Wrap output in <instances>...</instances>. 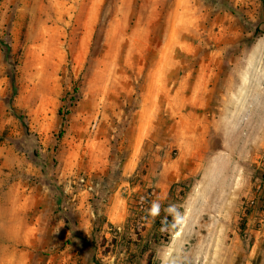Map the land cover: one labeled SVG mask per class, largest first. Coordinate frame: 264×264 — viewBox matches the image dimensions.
Returning <instances> with one entry per match:
<instances>
[{
    "label": "rangeland",
    "instance_id": "374dc122",
    "mask_svg": "<svg viewBox=\"0 0 264 264\" xmlns=\"http://www.w3.org/2000/svg\"><path fill=\"white\" fill-rule=\"evenodd\" d=\"M0 264H264V0H0Z\"/></svg>",
    "mask_w": 264,
    "mask_h": 264
},
{
    "label": "trees",
    "instance_id": "16d2710c",
    "mask_svg": "<svg viewBox=\"0 0 264 264\" xmlns=\"http://www.w3.org/2000/svg\"><path fill=\"white\" fill-rule=\"evenodd\" d=\"M230 9L235 13L237 14V12L235 11V9H233L232 7H230ZM261 32H256V38H258L260 36ZM3 45L7 48V54H9L11 52V47L6 43V42H3ZM16 87H15V92H14V95H13V98L16 96ZM12 109H13V112L15 113V115L22 121L24 127L26 128V131H27V134L30 138L32 139H36V135L34 133H32V131L30 130V126H29V122H28V118L25 114L19 112L16 110L15 107L12 106ZM143 200L145 201H140L139 203L141 204V209H147L148 206H149V203L151 202V199L149 197L147 198H143ZM131 221V218L129 219L128 223L129 224ZM174 229L175 231H177L178 229V226L175 225L174 226ZM93 243H96V239L93 238ZM154 244V239H150L149 241H147L142 249V254H146L148 253L151 249H152V246Z\"/></svg>",
    "mask_w": 264,
    "mask_h": 264
}]
</instances>
